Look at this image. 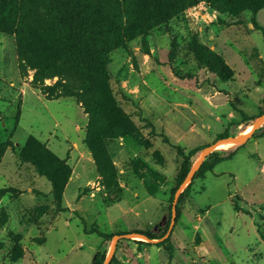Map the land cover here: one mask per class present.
Returning <instances> with one entry per match:
<instances>
[{"label":"rangeland","instance_id":"1","mask_svg":"<svg viewBox=\"0 0 264 264\" xmlns=\"http://www.w3.org/2000/svg\"><path fill=\"white\" fill-rule=\"evenodd\" d=\"M145 39L147 53L137 36L108 54L109 110L95 116L115 169L107 187L85 143L83 106L46 94L56 78L33 83L32 70L22 74L14 35L0 33V142L9 145L0 158V264H92L105 259L113 234L162 236L183 156L196 159L264 113V5L200 1ZM194 43L219 54L233 78L221 82ZM29 136L66 161L60 208L49 179L18 156ZM240 145L194 177L168 242L120 239L110 264H264V124Z\"/></svg>","mask_w":264,"mask_h":264},{"label":"trees","instance_id":"2","mask_svg":"<svg viewBox=\"0 0 264 264\" xmlns=\"http://www.w3.org/2000/svg\"><path fill=\"white\" fill-rule=\"evenodd\" d=\"M200 1L212 2V0H0V33L14 35V46L20 62L19 71L23 74L24 69L32 70L33 83H43L45 80L56 78L53 84L44 87L46 94L53 98L72 97L83 106L87 114L85 143L105 186L110 187L116 175L95 116L109 110L105 105V99L109 98L108 54L119 47L126 48L137 36L142 37L141 49L147 53L145 37L150 29L158 27ZM242 1L252 10L264 5L262 0ZM129 4H136L132 9L135 16L132 20L125 18L122 21L121 15L131 11L128 8ZM192 50L196 59L216 74L221 82L233 78V71L219 54L198 43L192 45ZM225 136L227 135L221 137ZM240 146H230L227 149H220L219 152L217 150L211 152L194 177H201L218 163L231 159ZM8 147L6 142H0V158ZM48 154V149L43 143L29 136L19 150L18 156L21 161L31 163L39 174L49 179L53 200L60 208L68 180V167L64 159L49 158ZM194 155V152H190L183 156L175 178L178 185L194 163ZM190 185L191 183L178 198L175 222L180 216V203L189 195ZM173 193L174 190L171 192L170 201ZM234 209L241 211L237 206H234ZM131 232H140L157 238L148 231ZM168 238L158 245L168 242ZM261 239L264 240V234H261ZM133 242L145 244L140 241ZM103 259L104 256L96 255L92 264H102Z\"/></svg>","mask_w":264,"mask_h":264},{"label":"water","instance_id":"3","mask_svg":"<svg viewBox=\"0 0 264 264\" xmlns=\"http://www.w3.org/2000/svg\"><path fill=\"white\" fill-rule=\"evenodd\" d=\"M264 124V113L258 116L253 123L244 129L242 132L235 134V135H227L225 137H221L216 139L211 144L206 145L202 148V150L198 153L194 163L192 164L190 170L181 181V183L177 186L172 199V206H171V218L168 224V228L166 232L157 238H151L143 233L140 232H124L114 234L111 239L109 251L102 262V264H110L117 247V243L120 239H129L133 241H140L144 243L150 244H157L163 242L167 239L174 226H175V217H176V204L180 194L184 191V189L192 182L195 173L199 170L201 164L206 160L207 156L218 149H221L222 145L229 144L230 146H237L245 142L249 139L256 130H258Z\"/></svg>","mask_w":264,"mask_h":264},{"label":"bare ground","instance_id":"4","mask_svg":"<svg viewBox=\"0 0 264 264\" xmlns=\"http://www.w3.org/2000/svg\"><path fill=\"white\" fill-rule=\"evenodd\" d=\"M227 146H230V145H229V144H225V145H222L221 148H222V147H227Z\"/></svg>","mask_w":264,"mask_h":264}]
</instances>
